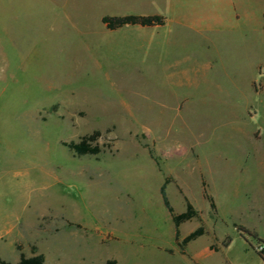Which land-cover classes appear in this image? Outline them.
I'll list each match as a JSON object with an SVG mask.
<instances>
[{"label":"rangeland","instance_id":"374dc122","mask_svg":"<svg viewBox=\"0 0 264 264\" xmlns=\"http://www.w3.org/2000/svg\"><path fill=\"white\" fill-rule=\"evenodd\" d=\"M222 1L0 0L2 258L264 264V0ZM204 9L216 27L184 24ZM127 14L165 15L164 42L102 21ZM96 132L98 154L68 146ZM166 176L208 230L185 252Z\"/></svg>","mask_w":264,"mask_h":264},{"label":"trees","instance_id":"16d2710c","mask_svg":"<svg viewBox=\"0 0 264 264\" xmlns=\"http://www.w3.org/2000/svg\"><path fill=\"white\" fill-rule=\"evenodd\" d=\"M103 23L110 30H115L125 25H141V26H162L167 22V18L163 14H127V15H105L102 18ZM100 133L96 132L92 135L84 136L79 141H72L68 144V146L74 150L78 154H98L101 151L100 145L97 143L98 137ZM172 176H166L165 180L161 186L160 192L164 202V205L170 212L172 216V221L174 223L175 228V238L176 243L182 250L185 252L188 244L202 235L207 233V228L205 224L202 222L200 218V214L192 202L185 196L186 200V210L182 213H177L171 204V201L168 197L167 186L169 183L173 181ZM203 192L204 196L209 200L211 207L215 210L216 204L213 197L207 191V184L203 181ZM194 218H199L201 223L200 225L182 238L180 227L183 223L190 221ZM211 250H219L216 249V245L210 246ZM18 249L20 250V260L17 264H45L46 257L44 253L38 251L37 246H32V255L28 256L25 252L22 251L23 247L18 245ZM0 264H11V262L0 256Z\"/></svg>","mask_w":264,"mask_h":264},{"label":"crops","instance_id":"0c3cea01","mask_svg":"<svg viewBox=\"0 0 264 264\" xmlns=\"http://www.w3.org/2000/svg\"><path fill=\"white\" fill-rule=\"evenodd\" d=\"M231 3V0H223L222 3ZM185 3V0H184ZM206 15H204L203 18H193V19H188L184 21V24L191 26L193 28H214L216 27L218 24L217 22L219 21V18L216 17L213 13H216V9H204ZM203 20H205V22H202ZM170 23V19H167V22L165 25L162 26H152V27H148V26H141V25H132L133 28V33L132 36H134V34H139V37L143 38V45H147L148 50H151L153 48V46L155 44L158 43H162L163 41V36H161V34L163 33L161 31V29L165 27H167V25ZM128 26L127 28H129V26L131 25H125ZM123 26V27H125ZM122 28V27H120ZM120 28L115 29L114 31H118ZM153 28V32H151L149 29ZM136 32V33H135ZM149 53V52H148Z\"/></svg>","mask_w":264,"mask_h":264}]
</instances>
